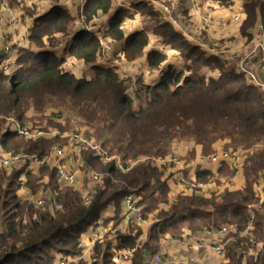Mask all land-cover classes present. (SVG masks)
Segmentation results:
<instances>
[{"label":"trees","instance_id":"16d2710c","mask_svg":"<svg viewBox=\"0 0 264 264\" xmlns=\"http://www.w3.org/2000/svg\"><path fill=\"white\" fill-rule=\"evenodd\" d=\"M221 2L227 3L228 0ZM250 3L264 15L261 0H250ZM110 9L109 0L86 4L87 21H91L92 14L96 15L98 11L107 14ZM126 15L121 10L111 17L108 32L116 41L124 42V57L133 60L143 55L149 43L148 33L143 30L124 37L120 26ZM247 17L246 26H249V12ZM70 21L64 10L52 9L30 31L29 46L34 42L39 49L43 45V37L65 34ZM161 22L154 21L157 26L160 24L155 32L165 44H170L190 61L186 66L188 74L178 73L169 65L161 71L155 85L145 86L131 97L126 80L120 79L114 70L96 64L99 52L96 38L86 30H80L72 38L68 52L90 66V78H77L64 70V59L58 58L52 50L32 52L17 48L19 58L16 67L9 73L0 74V115L4 119L14 117L22 124L32 109L42 115L50 109L58 122H66L68 129L87 128L91 137L109 155L120 156L123 163L163 157L170 145L179 141H194L202 146L204 153L210 152L217 141H226L227 148L246 149L264 143V97L253 90L245 78L234 74L231 68H222L216 57L205 59L197 45L189 43L172 25ZM165 59L163 52L147 54L151 70H158ZM0 139L6 151L42 157L50 152L58 138L31 141L10 129H3L0 130ZM41 142L50 143L45 154L39 151L38 143ZM81 159L87 170L101 175L100 186L95 189L93 200L83 204L75 190L60 189L54 172L45 169V172L50 170L46 174L49 178L46 187L57 193V200L62 205V210L55 213L37 211L30 204L21 203L17 189L18 177L23 170L11 171L13 174L7 179L2 176L8 173H1L0 264H52L58 254H79L81 235L97 224L102 211L109 205L114 209L116 221L120 220V204L127 195L138 198L135 206L141 209L143 217L158 211L162 204L168 205L167 210L158 211V221L150 227L143 244L138 242L139 233L130 232L122 236L116 231V250L137 246L130 264H146L157 252L161 238L178 236L184 228L190 231L224 226L242 228L249 205L257 206L254 209V236L264 239V203L259 204L252 192V184L264 170V149L253 152L246 164L243 191L210 199L178 196L171 202L162 173L148 161L121 173L112 163H102L91 153H83ZM43 176L38 179L31 173L26 174L27 186L33 193L38 192L41 184L37 181ZM3 181H6L5 185ZM105 241L95 245V261L90 264H113L112 242ZM236 248L230 245L226 264H264V253L256 258L243 259L236 253Z\"/></svg>","mask_w":264,"mask_h":264},{"label":"crops","instance_id":"0c3cea01","mask_svg":"<svg viewBox=\"0 0 264 264\" xmlns=\"http://www.w3.org/2000/svg\"><path fill=\"white\" fill-rule=\"evenodd\" d=\"M94 1L95 0H73L72 3L69 4L68 2L64 3L60 0H0V34L7 33L12 37V40L14 41L13 44H19V36H22L26 32H30L37 24V21L41 17L48 15L54 8L64 10L70 17V23L76 24L72 29L73 32L74 28L77 27L76 30H78L81 25H84V27L90 30H109L110 18L115 16L116 13L121 10L125 11L127 15L120 26V30L123 32L124 37L143 30H146L148 33L149 43L143 50L142 59L144 63L146 64L147 54L151 51L163 52L166 55V59L160 65L157 73L149 78L145 77L142 79L146 86L151 87L157 83L160 76L159 72L162 71L164 66L166 68L167 66L171 65L173 66L175 71L177 69L186 70L187 66L186 63L185 65L181 66L182 64L177 60V58L172 57V54L167 51L162 37L155 32V30L159 29L158 26L160 24L157 26L156 24H154V21H162L161 24H163V22L166 23L156 3H168L174 5L178 17V25L177 27L173 28H176L177 32L182 34L188 42V37L199 42V45H194H197L206 56L216 57L220 61L222 68L225 69V66H228V69L231 68L234 73H237L240 71V68L243 67L246 69V71L251 72L259 81L264 82V15L262 16L260 14V10L252 5L250 3V0H228L227 3H222L221 0H109L111 6L110 11L107 14H103L100 11H98L96 15L92 14L90 20L93 21V24H90L91 21H87V11L85 10V6L88 3L92 4ZM261 1L264 3V0ZM194 3L197 4V7H194ZM194 9H197L198 13H195ZM247 12H249V14L251 15V24L249 26H246V20L248 19ZM90 16L91 15L88 12V17ZM236 16L239 18V21L234 20ZM79 23H81L80 26ZM87 24L90 25L88 26ZM189 24H191L192 29H189ZM80 30L82 29L80 28L79 31ZM77 32L78 31H75L73 33L74 35H71L72 38H74ZM191 32L198 33L197 38L200 41L192 36L190 34ZM57 56L58 58L63 60V58L58 54ZM73 58L76 59L75 57ZM79 62L84 64V62L81 60H79ZM62 65H64V63ZM123 65V69L128 73L127 69L125 68L124 62ZM158 73L159 75L157 76ZM116 74L118 75L119 73L116 72ZM75 76L79 78L77 75ZM153 79L154 82L150 83L149 81H152ZM259 93L264 97V93ZM256 146H259V144L252 147L251 154L254 151H258V148H255ZM67 148L69 147H65L66 165L73 167L82 164L83 161L81 159V153H77V156H70V154L67 153ZM226 149H233L231 147H226V141L215 142L211 147V151L208 153H204L202 146L196 144L191 140L172 143L170 146V150L168 148V155L170 153H175L176 156L191 163V165L188 166L187 170L189 178L197 179L200 182L203 181L202 183L204 184L207 183L210 178H214L215 184L213 185V188L216 189H212V187L207 186V188L210 189V193H205L204 191L200 194L190 193L188 191L182 190L179 185H175L170 179V176L175 171V168L173 166H165L163 167V169H161V171L156 168L162 173L163 179L168 185L169 202L175 200L178 196L210 199L214 196L219 197L225 193L243 191L246 186L244 173L240 180H233V174L225 167H211L206 163H203L204 166L198 165V160L200 158L210 156L214 152L223 151ZM74 157L76 158L73 159ZM145 159H147L148 162H150L151 160H149V158ZM45 169L47 168H38L33 166L25 173H31L39 179L42 174H44ZM82 170L83 173L86 172L87 169L85 168V165H83ZM26 174L24 177H26ZM225 181L231 182V186L228 188L223 187L222 185ZM26 182L28 184L27 178ZM48 182L49 178L47 175H45L43 176L42 180L37 181L38 184H41L39 185L40 187L38 186L39 190L37 193H33L30 189L27 192L23 193H31L32 195L37 196L43 195L44 193L50 191L46 187ZM86 184H88V180L87 178H84L83 185ZM58 186L60 189H62L59 184ZM76 186L78 188L81 185L77 183ZM99 186L100 184H97L94 189ZM17 195L19 196V192H17ZM160 208L167 209L168 205H160L159 209ZM124 213L125 209L121 201L119 223L121 224L122 228L117 231L121 233L122 229L124 228H127V230H129L130 228L139 227L142 231L138 236L139 239L144 238L146 229L150 228L155 222L158 221L156 219V216L153 217V214H148V216L145 217L144 223L132 225L126 222ZM114 216H116V214L114 213V209L111 205H109L102 211L101 218L97 222L99 223L98 225H101L102 227L104 226L106 228L105 229L103 227L105 231H108L106 239H109L112 242L111 246L117 245L115 244L114 239L111 237V235L114 233L113 229L117 224L113 226V228H111L108 224H106V221L109 220L115 222L116 218ZM98 225L96 224L95 226ZM185 231L187 233H195L200 230L190 231L184 228L182 229L181 234ZM129 233L130 232H127L125 235ZM88 234L89 231L84 233V235L82 236L81 244L83 247V251L89 248ZM166 237L170 236L166 235L160 239L158 250H160L161 248L165 249L166 258L164 262H166L167 264H226L228 262L222 261L211 255L210 253H193L191 256L194 258V261L190 263L188 260V258L190 257L189 254L180 251V249L174 244L169 243L167 240H165ZM182 259H184V262H181Z\"/></svg>","mask_w":264,"mask_h":264},{"label":"built area","instance_id":"2783aa9c","mask_svg":"<svg viewBox=\"0 0 264 264\" xmlns=\"http://www.w3.org/2000/svg\"><path fill=\"white\" fill-rule=\"evenodd\" d=\"M67 3V2H64ZM164 21L173 27H177L178 23L174 18L170 8L163 3H156ZM82 30L91 32L99 44V52L97 55V64L106 69L114 70V72L121 75L130 76L123 68V62L112 56L110 42L108 36V29L106 30H90L86 27H82ZM30 32H26L22 36H19V44H13L12 37L7 33L0 34V74L9 73L16 65L19 55L17 48L27 49L29 46ZM189 43L192 45L199 43L188 37ZM53 51V50H52ZM73 57H65L63 63L73 64ZM240 76H244L252 89L264 93V82L259 81L251 72L246 71L241 67L237 72ZM146 77H151L148 74ZM129 95H132L131 90L128 91ZM11 125H8L10 131L16 133L18 136L23 137L26 140L36 141L39 139H53L60 138L65 139L68 147L78 154L91 153L100 162L109 164L112 163L118 172L126 173L132 170L139 163L147 161V159L131 160L127 163H123L120 156L109 155L101 146L100 143L93 138L87 136L82 131H73L68 134H59L55 129H43L31 126H20L13 119L9 120ZM65 147L55 145L51 148L50 152L39 158L34 155L23 153H12L6 151L1 146L0 139V175L2 172L9 173L13 170H23L18 177L19 187V199L21 203L30 204L35 210L42 212L50 211L52 213L62 210V205L57 200V193L48 191L43 195H32L31 193H23L29 190L26 182L25 172L31 167L49 168L54 172L57 183L63 188H69L75 190L79 195L83 204H89L95 195V186L101 183V175L89 169L83 173V165L67 166L65 163L66 152ZM256 146L255 148H259ZM252 149H226L223 151L214 152L210 156L202 157L198 160V165L204 166L203 163L210 165L211 167H225L234 176V179H241L245 171V166L248 162ZM153 167L161 171L165 166H173L175 171L170 176V179L175 185H179L182 190L188 191L194 194H200L203 191L210 193V189L207 186L212 187L215 184V179L210 178L207 183H202L197 179H190L188 176V166L190 162L181 159L175 154H169L164 157L153 158L150 160ZM210 170V169H209ZM84 176V177H82ZM175 176V178H174ZM84 178H87L88 184L83 185ZM77 183L81 186L77 188ZM223 187H230L231 182L225 181ZM252 191L254 197L259 204L264 203V170L259 173L257 180L252 184ZM138 201L135 195H127L123 198L122 203L125 209V220L128 224L138 225L145 222V217L140 208H136L135 203ZM248 212L246 217V223L242 228L236 226H225L214 230H200L195 233H187L186 231L178 237H166L169 243L174 244L180 249V251L189 254V262H193L194 258L191 256L193 253L208 254L215 256L222 261H228V254L230 253V245H234L236 253L243 257V259L256 258L258 255L264 253V239H259L254 236L255 231V212L254 208L248 206ZM32 219H36L32 216ZM99 223H97L98 225ZM103 225V223H102ZM104 227V226H103ZM101 225L92 226L88 229V242L89 248L83 251L81 244L82 236L80 237L81 252L77 255H56L52 264H76L82 262L90 264L95 261L96 244H102L106 240L108 231L104 230ZM106 229V228H105ZM1 232V224H0ZM140 240V239H139ZM138 240V242H139ZM137 250V246L133 248H125L116 250L115 245L111 246L112 251V263L113 264H130L134 254ZM166 258V252L164 248L158 250L151 258H149L146 264H162Z\"/></svg>","mask_w":264,"mask_h":264},{"label":"rangeland","instance_id":"374dc122","mask_svg":"<svg viewBox=\"0 0 264 264\" xmlns=\"http://www.w3.org/2000/svg\"><path fill=\"white\" fill-rule=\"evenodd\" d=\"M60 1L68 2L69 4H71L73 0H60ZM163 4L167 5L170 8V10H171L174 18L177 21L178 20V17H177L176 9H175L174 5L168 4V3H163ZM194 7H197V4L196 3H194ZM194 12L195 13H198V10L197 9H194ZM234 20L235 21H239V18L236 16ZM206 23H207V19H206ZM90 24H93V21H91ZM90 24H87V25L89 26ZM75 25L76 24H74V23H70L68 25V29H67V32L65 34L54 33V34H51L49 36L43 37V39H42V42H43L42 44L43 45L39 49L35 45V43L32 42V44L27 49H25V51L28 50V51H32V52H37V51L39 52V51H42V50H53L54 52H56L63 59L65 57H71L70 54H69V52H68V50H69V46L72 45V40H73L72 39V36L74 35L73 33L75 31H79L80 28L84 27V25H81V23H79V26L81 25L80 28L78 30H76L77 27L74 28V32H73L72 29H73V27ZM188 27H189V29H192L191 28V24H189ZM108 34H109V32H108ZM190 34L192 36H194L196 39H198L197 38L198 33L191 32ZM107 37L111 40V42H110L109 45L111 47V51H113L112 56L115 57V58H117V59H120L122 62H124L125 63V68L127 69L128 73L130 74V76L121 75V74H118V75H119V77L122 80H126V84L128 86V90H131V92H132V94L134 96V94L136 93L137 90H139L141 88H144L146 86L144 84V82H143L142 79L145 78L146 76H148V74L151 75V76L155 75L157 73V70H151L149 68V66H148L147 61H146V64L144 63V61L142 59L143 58V55L140 56V57H138V58H136V59H133V60L126 59L124 57V54H123V45H124V42L123 41L118 42L115 39H113V37H111L110 35H108ZM165 47H166L167 51L170 52V54H172V57L173 58H177V60L182 64L181 66L185 65V63H186V65H189L190 64V61L187 60L186 58L182 57L181 56V53L179 51H177V50H174L170 44H165ZM23 55L24 54L22 53V56ZM204 58L205 59L206 58L208 59L209 56H206L205 55ZM146 60H147V57H146ZM72 61H73V64L67 63V64L62 65L63 66V69L72 71L79 78L80 77L89 78L92 75V71H91L89 65L82 64L81 62H79V60H76V59H72ZM70 66H73V67H70ZM15 67H16V65H15ZM166 69H167V67L165 68V66H164V68L162 69V71H164ZM225 69H228V66H225ZM177 71H178V73L180 71H182V73L185 74V75L188 74V71L187 70H184V69H182V70L181 69H177L176 72ZM159 73H161V72H159ZM159 73L157 74V76L159 75ZM209 74H213V72L212 73H208V75ZM234 74L240 76L239 73H234ZM240 78H244V76L241 75ZM149 82L150 83H153L154 82V79L152 81H149ZM130 96L133 97L132 95H130ZM51 112H52V110L49 109V110L45 111L44 114L42 115V114H36V111L32 109V112L27 115L29 119L27 118L26 121L22 122V124H19L18 122H16V120H15L14 117H12V118L9 117V118L4 119L0 115V122L5 121V123H1L0 124V130H3V129L6 130V129H8L6 127H8V125H11V122L9 120L10 119H13L20 126L40 127V128H43V129L51 128V129L57 130L59 132V134H61V135L62 134H68V133L73 132V131H82L87 136H89V137L92 136L91 133L90 134L88 133V130L85 127L68 129V127H66V122L63 121V120H60V122H58V119L56 118L55 114H53ZM61 128L66 129V130H61ZM54 144L55 145H60L62 147L68 146L66 144V140L65 139H60V138H58L53 143V145ZM263 144L264 143H259V146L260 147L258 148V151H260L261 149H264V147L262 146ZM49 147H50V143L49 142H41V143H38L39 151H43L44 154L49 150ZM231 148H233V149H240V148L244 149L243 147H231ZM169 150H170V147H169ZM169 150L167 151L166 155H168ZM67 153L70 154V156H77V152L74 151V150H71L70 148H67ZM170 154H175V153H170ZM81 156H83V153H81ZM75 158L76 157H74L73 159H75ZM150 159H152V158H149V160ZM48 172H50V171L44 172V174H42V175L45 176L46 174H48ZM12 174H13V172L8 173V174H5V175L2 176V178H5V179L10 178V176ZM54 179H55V176H54ZM5 183H6V181H3L2 182L3 185H5ZM18 187H19V185H18ZM161 206H164V205H161ZM251 207L254 208V209L257 208L256 205H251ZM167 209H164V208H160L159 209V207H158V210H167ZM157 213H158V211H154L151 214H153V217H155L157 215ZM114 217L116 218V216H114ZM119 222H120L119 220L118 221H115V222L114 221H109V220L106 221V224H108L111 228H113V226H115L116 223H117V225L113 229L114 230V233L111 235V237L114 239L115 244H118V241L116 239V237H117L116 231L117 230H120L122 228L121 227V224ZM149 230H150V228H147L146 229L145 237L139 240V244H143V242L146 241V239L148 237ZM131 231L136 232V234L139 233V235L142 232L139 227H134V228H130L129 230H127V228H124V229H122V232L120 234L122 236H124L127 232H131ZM179 234H178V236H179ZM178 236L176 235L175 237H178ZM170 237H174V236L171 235ZM108 241H109V239H106L105 242L108 243ZM228 257H229V255H228ZM228 261H229V258H228ZM181 262H184V259H182ZM162 264H167V263L164 262Z\"/></svg>","mask_w":264,"mask_h":264}]
</instances>
